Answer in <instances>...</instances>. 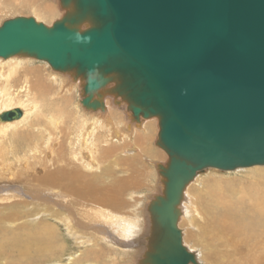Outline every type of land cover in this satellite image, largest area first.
Returning a JSON list of instances; mask_svg holds the SVG:
<instances>
[{
	"label": "water",
	"instance_id": "1",
	"mask_svg": "<svg viewBox=\"0 0 264 264\" xmlns=\"http://www.w3.org/2000/svg\"><path fill=\"white\" fill-rule=\"evenodd\" d=\"M51 26L16 17L0 57L33 58L80 82L81 104L105 97L131 123L157 119L160 192L138 264H199L179 228L188 186L207 170L264 166V0H58ZM23 117L20 108L0 123Z\"/></svg>",
	"mask_w": 264,
	"mask_h": 264
},
{
	"label": "bare ground",
	"instance_id": "2",
	"mask_svg": "<svg viewBox=\"0 0 264 264\" xmlns=\"http://www.w3.org/2000/svg\"><path fill=\"white\" fill-rule=\"evenodd\" d=\"M57 8L58 7L55 8V6L49 5L45 10L48 14H52L55 11L57 12ZM36 19L40 21L39 18L36 17ZM0 59L4 62L3 67L9 69V72L5 73V83L3 86H0V93L2 95L0 114L15 108H20L23 111V117L20 120L0 123V135L6 134V129L9 127L14 131H18L19 128L26 129L28 127H30L31 130L36 129L37 127L35 123L32 125V123L29 122V120L34 118H42V120H45V132L49 134L44 141L42 140L43 136L38 137L36 134L32 135L33 133H28V136L24 137L25 143L29 140L32 141V144L29 146L32 150L30 156L26 155L27 157H25L24 163L21 164V169H16V167H13L12 164L7 163L4 160L0 163V167L3 169L0 170V172L2 171V173H0V206L6 207V211L8 212L7 215L0 213V257L5 256L2 264H64L68 245L65 244L66 242H64L63 239V242H61L60 233L54 228L53 222L56 220H59L60 222L64 221L61 222L62 225L64 224L68 230L76 229L79 235H86L90 232L85 231H92V233L96 235L97 246L94 247L97 249H100L101 247L98 243L100 240H103L111 247L116 248V255L113 260L115 262L118 261L116 262L117 264L124 263L123 261L127 258H132L133 256H139V260L144 248L145 235L147 234L150 224L149 219L146 218V214L143 210H138L136 208L137 211H132V215L127 216L126 214H123L121 210L122 208L116 206L117 200L119 201L121 199L119 198V187L123 190L128 183L127 179H129V177H121V180L118 181L120 184L114 185L113 190L111 187H105L102 180L107 182H111L112 180H110L108 170L102 169L103 164L99 162L98 154H101V151H103L102 154L104 155V153L112 152L113 150L109 148L100 149L98 145H94L96 142L94 140L95 137L93 138L95 142L92 141V137L95 136L96 132L101 128L108 129L114 127V121L110 118L112 116L116 118L115 114H113L114 112H112L114 111L111 104L113 98L109 96L105 97L106 107L109 109L110 113L108 116L100 117L103 121L98 120L97 122L89 123L83 121L81 127L77 128L80 143L78 142L76 148L71 147L72 143H69L70 153L68 152V154L71 159L73 157V159L76 160L78 166L74 169L79 171L69 172L65 169L66 167L65 164H63V159L59 157V154H62L59 146V143L61 142H54L52 146L51 130L55 129L59 131L58 127L62 120V118L59 117V114H53L54 112L56 113V108L61 113H69L73 109H69L65 104H57L55 108V106L49 102L51 101V97L49 96L48 100L44 97L49 93V90H47V88H36L37 86H44L40 77L35 75L34 72H32V74L26 73L28 78L18 77L17 81L12 79V75L20 66H22L19 64L27 62L34 63L38 60L22 57H12L9 59H3L0 57ZM38 62L46 63L43 61ZM53 74H50L51 81L53 82L54 80L55 84L58 83L62 89H65L68 83L65 84L64 79ZM65 77L69 79L68 75H65ZM1 79H3V77L0 75V81ZM69 81L72 82V79H69ZM29 82H31V85H28ZM12 83H22V85L25 86V88H21V90H25L23 92L24 94L27 92L26 96H24L25 99H19L20 94H12ZM74 83L81 89L80 82ZM26 85L28 89L26 88ZM30 88L36 89L31 90ZM66 89V91L71 90L68 88ZM41 90L42 100L40 99ZM32 91L39 92V96L37 97L36 93H31ZM67 100L72 101V98L67 97ZM13 104H16L17 106L9 108L10 106H13ZM113 104L115 103L113 102ZM49 112L51 114H48ZM123 114L125 115L127 122L118 117L117 125L119 127L118 129L113 130V134H109L111 136L107 137L106 143L112 141V144L116 146L117 144H120V142L130 139L131 130L132 132H135V135L138 134L136 139L137 142H135L136 145L140 147L138 148V152L144 151V148H147L148 151L149 148L147 145H149L148 142L152 139L150 137L151 133H148L146 129V131L143 130L144 133L141 130L143 133L141 136L139 131L136 130L142 126L143 121L145 120L142 119L140 123H131L125 108H123ZM122 125H125L126 127L123 128ZM96 138L100 140V135H97ZM3 142V139L0 140V153L7 149V146H4ZM115 146L110 148H114ZM107 149L109 150L105 151ZM131 153L132 154H129V152H127L130 156H135L137 150H132ZM17 158L18 157H16V159ZM132 158L134 159L133 162ZM124 161L128 164H134L135 161H137V158L129 157L128 159H124ZM18 162L21 163L20 158ZM117 166L119 165L115 164V167ZM258 168V166L251 167L250 169L246 168L247 170L245 171L252 176L263 174L262 172H259ZM127 170L128 168L123 172L127 173ZM236 171L239 172L244 170L239 169ZM154 172L155 171L152 172L151 177L153 178L152 183L159 185V173ZM19 176H21L22 179ZM251 185H253L252 189L247 191V188L243 187L244 184H241V188L235 189L232 192L235 196L232 194L230 195V193L225 190H220V193L210 191L209 194L212 195V197L215 195L214 206L217 213L215 218L220 219V225H222L226 234L230 236L229 231L233 234H243L250 242L255 241L256 243L254 244L260 247L264 246V182L262 181L261 184L253 182ZM192 187L193 184L186 189L185 198L181 204L182 214L179 220V228L183 232V235L184 231L182 226L184 224H182V222L185 221V224H187L186 221L189 223L196 218L194 215L196 208H193V205L187 200L188 191L189 189H192ZM102 191H104L105 196H107L106 199H101L104 196L102 195ZM27 193H30L31 195H27ZM237 194H242V197L236 196ZM245 202H247V210L246 213L244 212L242 214L240 208ZM136 206L138 207V205ZM15 210L17 211L15 212ZM19 210L23 212L18 214L20 212ZM12 213H15L16 215ZM240 213L242 215H240ZM34 217H37L34 219L35 222H33L32 225L29 224ZM218 221L212 219L210 222L212 225L214 224L220 227ZM22 223L24 224L22 225ZM71 223L73 225L70 226ZM2 225H9L11 228H2ZM220 229L221 227L219 230ZM199 230L202 229L200 228ZM186 235L188 237H193L191 239L196 242L195 244L201 245L204 248L210 249L216 241L214 234V239L211 238L210 241L205 239L207 237L205 236L206 234L201 237V239L197 237L200 236V234L196 235L190 231H188ZM230 237L233 238L234 236ZM235 240L237 242V239ZM220 242L222 243L221 246L225 245L222 241H219L218 243ZM184 244L186 246L185 241ZM188 249L196 254L199 264H205L201 257H199V254L190 248ZM226 249L228 248L226 247ZM210 251L214 256L206 255L205 257L202 252V256L207 262L209 261L210 264H263L260 255L258 258L257 255L255 258H252V256L249 255H245L247 258H242L240 256L243 254L231 250L230 254L225 253L224 256L217 257L212 249ZM99 252L100 251L96 249L87 251L88 256H95L96 258L98 257ZM78 260H81V254L79 252H77L67 264H75Z\"/></svg>",
	"mask_w": 264,
	"mask_h": 264
},
{
	"label": "rangeland",
	"instance_id": "3",
	"mask_svg": "<svg viewBox=\"0 0 264 264\" xmlns=\"http://www.w3.org/2000/svg\"><path fill=\"white\" fill-rule=\"evenodd\" d=\"M49 5H53L55 6V8L58 7L57 12L55 11L52 14H48L45 9ZM62 14L63 13L59 8V3L57 0H0V27L5 21L14 19L16 17H34L35 19L37 17L40 20L39 22H43L46 25L51 26L56 20H58L62 16ZM3 64L4 62L2 61V59H0V75L3 77V79H1L0 81V84H1L0 86H3V84L5 83V73L9 72V69L4 68ZM19 65H22V66H20L18 70L12 75L13 80L17 81L18 77L28 78L26 73L32 74V72H34L35 75L40 77L41 82L44 86V87L37 86L36 88H40V89L47 88V90H49V93L43 96L47 100L50 96L51 101L49 102H51V104H53L55 108L57 104L59 105L65 104V106L69 107V109L70 108L73 109L69 113H61L57 108H56V113L52 112L53 114H59V117H61L62 120L58 127L59 131L55 129L51 130V137H52V146L54 142H57V141L61 142L59 143V146H60L62 154H59V157L63 159V164H65V167H66L65 169H67L69 172H78L79 170L74 169L76 166H78L76 160H74L73 157L71 159V157L68 154V152L70 153L69 143H72L71 147L76 148L78 145V142L80 143L79 135L77 134V128L81 127L83 121H86L87 123L97 122L98 120L103 121V119H100V117L108 116L110 113L109 109L107 108L105 112L87 111L81 104L82 98H81V93H80L81 89L79 88V86H77L73 80L72 82H70L69 81V79H71L70 77L68 79L67 77H65L64 74L53 71L52 68H50V66L47 63H40L36 61L34 63H31V62L21 63ZM52 72L56 74L58 77H60L61 79H64L65 84L68 83L66 87L64 86L65 89H62L58 83L55 84L54 80L53 82L51 81L50 74H53ZM28 85H31V82H29ZM23 87L25 88V86H23L22 83L20 84L12 83V90H11L12 94L14 93L20 94L19 99H25L24 96H26L27 92L25 94L23 93L25 91V90H21V88ZM26 88L28 89L27 85H26ZM36 88H30V89L35 90ZM66 88L71 89V90L66 91L67 90ZM0 92H1V89H0ZM31 93H36L37 97L39 96V92L32 91ZM67 97L72 98V101H68ZM40 99L42 100V90H41ZM1 101H2V95L0 93V104H1ZM15 102H18V101H15ZM111 104H112V107L114 108L113 109L114 111L112 112H114L113 114H115L116 116V118L113 116L110 117L112 121H114L113 122L114 127L108 128V129L101 128L98 132H96L95 136L92 137V141L93 142L96 141L94 145H98L100 149L109 148L113 150L112 152L104 153V155L102 154L103 151H101V154H98V160L99 162L103 164L102 169L108 170V173H109L108 175L110 176V180H112L111 182L102 180V182L105 187H111L113 190L114 185L120 184L118 181L121 180L120 179L121 177H129V179H127L128 183L126 187L123 190L121 189V187H119L120 197L119 196L118 197L121 199L119 201L117 200L116 206L119 208H122L121 210L123 214L124 215L126 214L127 216H131L132 211H137V209L143 210L144 213L146 214V218L149 219L148 213H147V206L149 205L151 198L159 194L161 190L159 187L160 184L155 185L154 183H152V180H153V178H151L152 172L153 171L158 172L157 164L159 163L164 164L167 161L166 153L155 145L158 131H159L158 120L157 119L145 120L143 121V124L141 126L143 128L140 127L136 129L139 131V134H141V136L144 133L143 130L145 129L147 130L148 133H151L150 137L152 139L151 141L148 142L149 144L147 145L149 148L148 151H147V148H144V151L138 152V148L140 147L136 145L135 143L137 142L136 139L138 137V134L135 135V132H132L131 130H130V134H131L130 139L124 140L123 142H120V144H117L116 146L112 144V141L106 143L107 137L111 136L109 134H113L112 133L113 130L118 129L119 127L117 125V121H118L117 118L118 117L119 119L122 118V120L127 122L126 117L123 114V108L118 105L113 104V102H111ZM16 106H17L16 104H13V106H10L9 108H14ZM48 114H51V113L49 112ZM29 122L32 123V125H34L35 123L37 128L33 130H31L30 127L26 129L19 128L18 131L16 130L17 131L16 133V131L12 130V128L9 127L8 129H6L7 130L6 134L0 135L1 137L0 140L3 139L4 146L5 145L7 146V149L4 151L5 153L2 151L0 153V163L2 162V160H4L7 163L12 164L13 167H16V169H21V164L24 163L25 157L30 156L31 150H32L31 147H29L32 144V141L29 140L27 143H25L24 137L28 136V133L29 134L33 133L32 135L36 134L38 137L43 136L42 140L44 141L46 137L49 135L48 133L45 132L46 124H45V120H42V118H39V119L34 118V119L29 120ZM125 125H122V127L125 128L126 127ZM141 130L143 131V133L141 132ZM126 132H129V131H126ZM97 135H100V140L96 138ZM94 137H95L94 139L95 141L93 140ZM128 140H131V141H128ZM113 146L115 147L110 148ZM109 149L105 151H108ZM135 149L137 150V153L135 154V156H130L129 154H132L131 151ZM127 152H129V154H127ZM16 157L18 158L16 159ZM129 157L137 158V161H135L134 164H128L124 161V159H128ZM19 158L21 160V163L18 162ZM133 161L134 159L132 158V162ZM115 164L119 166L115 167ZM258 167H259L258 168L259 172H262L263 174H256V176L249 175L245 171L250 168L243 169L244 171H239V172L237 171L236 172L235 171L234 172H221L218 170H209L203 173V175L202 174L199 175L195 180L196 182L194 181L192 183L193 187L192 189H189L188 191L187 200H189V202L193 205V208L194 207L196 208V211L194 212V215L196 218L191 220L189 223L188 221H186L187 224H185V221L182 222V224H184L182 226L183 231H184L183 238L186 243V246L190 248L191 250H194L197 254H199V257H201V259L203 260L205 264H210V262L209 261L207 262L205 258L202 256V254L204 253L205 257L206 255L214 256V254H212L210 251L211 249L216 253L217 257L224 256L225 253L230 254L231 250L238 251L239 253L243 254L240 256L242 258H247L245 255L252 256V258L253 257L255 258V256L257 255V258H258V256L260 255L261 257L260 256L259 257L262 258V261L264 264V259H263L264 252H262L264 251L263 249L264 246H260L261 248L259 246H256V244H254L256 243L255 241L250 242L249 239L245 235L240 234V233L233 234L232 232L229 231L230 236L232 237L234 236L233 238H231L229 235L226 234V232L223 230L222 225H220L221 223L220 219L215 218L217 214L215 206H214L215 195H213L212 197V195L209 194L210 191L220 193V190H225L229 192L231 195L235 189H239L242 187L240 186L241 184H244L243 187H246L247 191H250L253 187V185H251L253 182H257L259 184H261L262 181L264 182V166H258ZM127 168H128L127 170L128 172L127 173L123 172ZM0 170H3V169L0 167ZM0 173H2V171ZM19 177L22 179L21 176ZM217 184H220V185H217ZM27 195H31V194L27 193ZM102 195L104 196L101 199L107 198V196H105L104 194V191H102ZM232 195H234V193ZM241 195L242 194H237L236 196L242 197ZM246 204L247 202H245L240 208L242 214L244 212L246 213V210H247ZM136 205H138V207ZM16 211L17 210H15V212ZM19 211L20 212L18 214L23 212L21 210ZM0 213L7 215L8 212L6 211V207L0 206ZM208 213H209V216H208ZM241 213L240 215H242ZM12 214H15V213H12ZM35 218L37 217H34L32 219L30 218L31 221L29 224L32 225L33 222H35L34 221ZM212 219H215L216 221L219 220L218 222H219V225L222 231L221 229L219 230L220 227H218V225L216 226L214 224L213 225L211 224L210 221ZM61 222H64V221H61ZM61 222L59 220H56L53 222V225H54L55 230H58L60 233L61 242H63L62 241L63 239L64 242H66L65 244L68 245V251H67V255L64 258V264H67L68 262H70L69 260L73 256H75L77 252L81 254V260H78L75 264H92V263L93 264H117L116 262L118 261L115 262L113 260L114 256L116 255V250H117L116 248H113L109 244H107L105 241L100 240L98 243L100 244L101 247L100 249L99 248L97 249L94 247V246H97L96 235H94L92 231H85V232H90V233L86 235L85 234L79 235L76 229L68 230V228L64 224L62 225ZM23 224L24 223H22V225ZM71 225L73 224L71 223L70 226ZM1 227L8 228V229L11 228L9 225H2ZM205 227H206V232H205ZM200 228L202 230H199ZM188 231L196 235L200 234V236H197L200 239L206 234L205 236L207 237L205 239H207L208 241H210L211 238L214 239L213 237V234H214L216 237L215 238L216 241L213 244V246L210 247V249L204 248L201 245L195 244L196 242H194L191 239L193 237L191 236L188 237L186 235ZM221 238L222 239L224 238V239L222 240ZM225 239H230V240H225ZM235 239H237V242ZM219 241H222L225 244L224 245L225 247L223 245L221 246L222 243L221 242L218 243ZM226 247L228 249H226ZM91 249H96L100 251L98 254L99 258L98 257L96 258L95 256H88L87 251ZM259 249H261L262 251ZM257 250H259L262 253H260ZM138 257L139 256H133L132 258H127L125 261H123L124 263H119V264H138V261H139ZM4 259H5V256L0 257V264H2ZM85 259H86V262H85Z\"/></svg>",
	"mask_w": 264,
	"mask_h": 264
}]
</instances>
